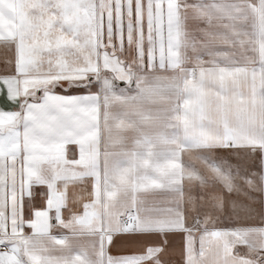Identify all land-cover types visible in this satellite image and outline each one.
Instances as JSON below:
<instances>
[{"label":"snow or ice","instance_id":"obj_1","mask_svg":"<svg viewBox=\"0 0 264 264\" xmlns=\"http://www.w3.org/2000/svg\"><path fill=\"white\" fill-rule=\"evenodd\" d=\"M0 264H264V0H0Z\"/></svg>","mask_w":264,"mask_h":264}]
</instances>
